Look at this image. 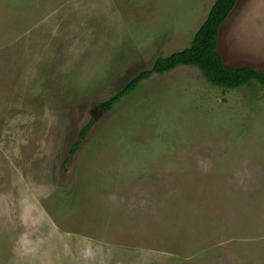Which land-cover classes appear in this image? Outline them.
I'll list each match as a JSON object with an SVG mask.
<instances>
[{
    "label": "rangeland",
    "instance_id": "rangeland-1",
    "mask_svg": "<svg viewBox=\"0 0 264 264\" xmlns=\"http://www.w3.org/2000/svg\"><path fill=\"white\" fill-rule=\"evenodd\" d=\"M215 1L0 0V264H264L262 85L180 65L100 107ZM218 47L264 71V0Z\"/></svg>",
    "mask_w": 264,
    "mask_h": 264
},
{
    "label": "trees",
    "instance_id": "trees-1",
    "mask_svg": "<svg viewBox=\"0 0 264 264\" xmlns=\"http://www.w3.org/2000/svg\"><path fill=\"white\" fill-rule=\"evenodd\" d=\"M238 0H216L208 16L195 32L192 44L182 50L166 56H158L150 68L139 71L133 76L117 94L108 101L102 102L100 107L106 112L120 98L131 95L142 81L154 74H164L180 65L197 67L204 78L212 85L222 88H238L253 81L264 87V71L255 66H230L219 51V32L235 9ZM93 124L91 120L83 128L81 134L85 135ZM80 141L77 140L70 150V157L78 151Z\"/></svg>",
    "mask_w": 264,
    "mask_h": 264
}]
</instances>
